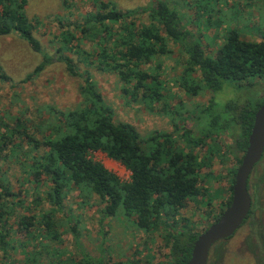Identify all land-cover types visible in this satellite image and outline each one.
Masks as SVG:
<instances>
[{
	"label": "trees",
	"instance_id": "trees-1",
	"mask_svg": "<svg viewBox=\"0 0 264 264\" xmlns=\"http://www.w3.org/2000/svg\"><path fill=\"white\" fill-rule=\"evenodd\" d=\"M29 1L0 0V36L17 33L34 52L42 55L40 63L22 81H28L55 59L69 74L81 76L80 102L65 110L51 108L47 121L49 132L40 138L24 128L19 119L14 126L0 120V126L5 128L3 132L0 130V165L16 162L33 190L43 186V193L34 191L35 196H31L32 205L42 207L33 212L19 198L20 192L14 191L9 178L3 176L6 172L0 171V264H15L9 253L13 249L10 246L13 233L20 234L21 239L16 242L23 248L30 245L47 248L48 244L40 239L60 242L61 223L54 221L58 212L65 215L77 248L78 259L72 263L105 264L103 255H94L83 248L77 224H71L65 211L64 199L72 186L96 195L103 204L100 224L106 217L120 214L137 230H162L169 250L168 264H185L199 233L187 225H179L176 217L188 200L205 195L206 204L211 200L209 192L203 195L206 188L200 185L201 172L210 158L207 154L213 150L218 152L220 147L217 143L207 144V140L222 138L224 134L231 136L232 143L227 144L226 151L235 160L228 171L229 194L215 213L214 222L230 202L234 175L247 146L254 113L264 103V95L252 94L242 101L218 102L217 94L224 87L248 90L255 78L264 81V32L259 28L258 38L250 40L243 38L238 28L227 27L222 42L210 55L205 52L200 38L187 28L179 9L165 0H150L143 6L125 10L112 2L97 0L96 8L86 12L82 22L70 27L61 25L63 30L55 39L58 54L54 58L35 35V21L26 14ZM197 3V8L207 14L208 27L216 0ZM247 28L251 31L249 26ZM81 38L89 41V50L76 47L74 42L79 46ZM171 45L177 46L183 57L177 76L182 91L195 96L205 90L211 95L204 107L193 115L172 118L171 131L156 130L142 136L133 124L114 118L113 107L105 102L88 68L115 75L128 103L141 102L150 109L155 105L165 109L162 57L173 53ZM67 51L76 54L77 61L88 66L87 70L80 72ZM9 79L0 64V80ZM186 120H193L194 124L189 126ZM15 132L16 137H20L18 142L13 136ZM204 145L207 154L199 158L196 148ZM93 151H101L120 162L130 172L129 180L122 181L101 161L91 157ZM227 152L223 155L227 156ZM18 207L28 213L18 215L14 227L10 219ZM222 242L213 245V255L209 254L207 264L212 256L218 259L221 252L216 247ZM52 250L56 255L61 254L56 247ZM60 262L58 259L51 264ZM21 264L41 263L28 253Z\"/></svg>",
	"mask_w": 264,
	"mask_h": 264
},
{
	"label": "rangeland",
	"instance_id": "rangeland-1",
	"mask_svg": "<svg viewBox=\"0 0 264 264\" xmlns=\"http://www.w3.org/2000/svg\"><path fill=\"white\" fill-rule=\"evenodd\" d=\"M102 1L112 2L119 9L125 10L143 6L150 0ZM165 1L179 9L187 28L200 38L205 52L210 55L215 53L222 42L227 27L238 28L241 36L250 40L258 38L259 28L264 32V0H216L210 17L211 24L208 27L205 19L207 14L197 8L199 0ZM96 2L97 0H30L26 5V14L33 22L35 21V35L39 38L43 49L55 58L58 54L56 52L58 44L55 39L63 30L61 25L66 24L70 27L74 23L82 22L86 12L96 8ZM262 31L260 33H263ZM77 34L80 37V33ZM75 43L76 47L90 49V43L85 38H81L79 46L76 41ZM171 48L173 53L162 57V77L165 80L164 93L167 103L165 109L157 105L150 109L141 102L128 103L121 92V83L115 75L99 72L93 67L88 68L77 61L76 54H71L69 51L65 53L71 55L77 62L80 72L87 68L91 71L105 102L114 109V118L133 124L140 134L145 136L156 130L171 131L172 118L178 119L179 115L184 117L193 115V112H198L204 107L211 95L205 90L195 96L186 95L182 91L177 79L182 69V53L177 46L171 45ZM41 60L42 55L34 52L17 33L0 36V64L10 77L8 81L0 80V120L14 126L19 119L23 122L24 128L34 133L36 138L49 132L47 121L50 119L51 108L65 110L79 104L82 82L81 76L69 74L64 65L55 59L40 72L32 75L31 79L23 82L26 74L32 72ZM252 83L248 90L224 87L217 94L218 102L227 99L242 101L252 94L264 95V81L255 78ZM185 123L189 126L194 124L193 120H186ZM0 130L3 132L5 128L1 125ZM17 135L18 133L15 132L13 136ZM15 141H20V137H16ZM215 143L220 147L218 152L213 150L207 154L206 145L196 148L199 158L206 154L210 157L208 163L202 167L200 181V185L206 188L203 195L208 192L212 194L210 202L206 204V195L188 200L176 217L179 225H187L198 233L203 232L213 221L215 213L221 208V202L227 198L228 171L235 165L233 156L226 151L227 144L232 143V137L224 134L222 138L207 140V144ZM25 147L28 146L25 144ZM224 152L228 155H223ZM90 156L101 161L122 181L129 180L130 172L120 162L109 158L101 151H93ZM5 163L3 166L0 165V171L6 172L3 176L9 178L15 192H20L19 198H22L24 204L30 206L33 212L40 211L42 207H35L30 200L31 196H35L34 191L43 193V186L33 190V185L25 181L18 163L12 161ZM252 173V180L264 176V157L255 165ZM250 194L254 202L252 215L231 237L223 240L216 247L221 254L218 259L212 256L209 264H264V178L255 187L252 186ZM64 205L65 211L72 220L71 224H77L79 242L83 248L94 255H103L105 264L129 261H134L136 264L169 263V250L163 240L162 230L151 232L137 230L129 219L120 214L106 217L100 224V210L103 204L96 195L86 194L74 186L68 188ZM26 213H28L26 209L18 207L11 216L10 224L15 227L14 220L17 216ZM64 216L63 213L58 212L54 220L61 223L59 230L63 233L60 242L40 239L41 242L48 244L47 248L38 245L20 247L16 242L21 239L20 234L13 233L10 242V246L13 247L9 252L10 260L15 264H21L28 258L29 253V255L33 254L36 261L41 264H51L58 259L61 260L58 264H73L72 262L78 259V253ZM53 247H56L61 254L56 255L52 250ZM99 248H102V251ZM210 253L213 255L212 251Z\"/></svg>",
	"mask_w": 264,
	"mask_h": 264
},
{
	"label": "water",
	"instance_id": "water-1",
	"mask_svg": "<svg viewBox=\"0 0 264 264\" xmlns=\"http://www.w3.org/2000/svg\"><path fill=\"white\" fill-rule=\"evenodd\" d=\"M264 151V103L255 111L246 149L233 180L231 199L220 216L194 240L185 264H207L212 246L231 237L246 219L252 204L248 181Z\"/></svg>",
	"mask_w": 264,
	"mask_h": 264
},
{
	"label": "flooded vegetation",
	"instance_id": "flooded-vegetation-1",
	"mask_svg": "<svg viewBox=\"0 0 264 264\" xmlns=\"http://www.w3.org/2000/svg\"><path fill=\"white\" fill-rule=\"evenodd\" d=\"M264 157V151H263V154H262V156H261V159ZM260 159V160H261ZM259 160V161H260ZM253 171V170H252ZM262 177V179L261 180H263V178H264V176H261ZM252 178H253V173L251 172V174H250V177H249V181H248V189H249V192H250V189L252 188V186H254L255 187V185H257V184H259V182H260V179L259 178H257L256 180H252ZM251 180L253 181L252 183H251ZM251 195V194H250ZM252 198V197H251ZM253 207H254V202L252 201V204H251V209H250V211H249V213H248V217H246V219L244 220V222H246L247 221V219H249V217L252 215V213H253ZM244 222L242 223V225L244 224ZM241 225V226H242ZM240 226V227H241ZM239 227V228H240Z\"/></svg>",
	"mask_w": 264,
	"mask_h": 264
}]
</instances>
